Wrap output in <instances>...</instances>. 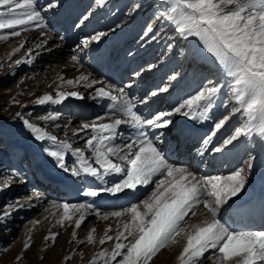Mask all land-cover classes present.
I'll return each instance as SVG.
<instances>
[{"label":"snow or ice","instance_id":"6c2138e0","mask_svg":"<svg viewBox=\"0 0 264 264\" xmlns=\"http://www.w3.org/2000/svg\"><path fill=\"white\" fill-rule=\"evenodd\" d=\"M110 3L111 0H90L86 14L82 13L73 26L81 28ZM59 6L60 0H48L43 8L39 7L38 0H0V41L8 36L18 37L29 29L40 30L43 37V30L48 27L43 13ZM126 8L124 18L114 26L109 24L108 31L84 37L74 51H85L101 44L109 33L116 35L132 24H139L142 45L147 43L150 47L166 40L169 61L182 57L192 70L196 87L172 102L166 101L165 97L172 96L188 75L175 68L170 73L164 72L160 82L139 97L129 94L134 79L122 87L97 79L91 72L66 80L67 85H82L91 91H57L55 97L44 94L34 101L35 105H59L69 97L96 104L107 102L100 115L81 121L79 127L71 123L63 125L65 135L72 133V140H61L47 130L49 122L61 119V112L39 116L43 127L26 118L24 113L16 112L15 120L27 135L40 145L50 142L42 147V152L58 169L73 180L90 178L92 181L82 191L84 202H50L52 207L62 209L57 223L63 227L64 221L71 222L79 214L74 223L80 229L87 214L95 210L89 198H97L102 193L135 197L138 190L152 185L144 199L136 198L129 201L128 207L103 213V219L130 218L124 222L123 230L117 231L111 251L102 248L99 252L100 258H106L105 264L113 261L151 264L169 242L177 243V237L181 236L186 242L177 257L180 264H205V261L264 264V230H237L221 214L222 210L230 212L241 194L247 192L256 169H264V0H154L151 4L145 0H128ZM149 9H153L152 16L140 24L136 18ZM166 28H171L175 37L165 36ZM4 30L7 35L3 34ZM181 40L186 43L181 45ZM26 43H21L14 52H21ZM36 48L51 51L46 38ZM27 56L24 60L16 59L15 66L32 63V49L27 50ZM161 56L156 57L158 63L146 61V67L142 65L141 70L132 73L133 78L162 72L167 65ZM71 59L75 61L77 56ZM205 70L208 75H204ZM165 103L167 107L162 106ZM141 107L149 109L148 115L143 114ZM174 116L185 118L184 122L173 120ZM197 124L201 127L208 124V131L188 151L194 148L201 158L210 155L214 160L225 161L239 155L241 159L229 174H200L191 162L195 156L184 164L171 161L169 153L186 143L193 131H199ZM55 127L59 129L61 125L55 123ZM169 133H174L171 139ZM9 135L0 128V145ZM81 140L84 147H74ZM69 156L75 158L71 165L67 163ZM111 177L119 179L109 182ZM20 181L27 182L18 169L0 168V193ZM96 181L102 183L97 185ZM40 198L38 193H29L6 201L0 207V225H6L15 212L31 207L33 199ZM22 200L25 202L21 203ZM257 205L264 211V195ZM201 206L207 211V217L189 225L186 217L196 216ZM96 214L101 215L98 210ZM110 230L109 227L100 239L101 245L113 240L108 235ZM58 236L59 233L50 231L44 239L54 245ZM92 240L90 234L88 242ZM30 247L26 241L24 250Z\"/></svg>","mask_w":264,"mask_h":264},{"label":"rangeland","instance_id":"374dc122","mask_svg":"<svg viewBox=\"0 0 264 264\" xmlns=\"http://www.w3.org/2000/svg\"><path fill=\"white\" fill-rule=\"evenodd\" d=\"M127 2L128 0H111L107 9L102 10L94 19L85 21L81 28H76L73 25L82 13L86 14L90 0H60L61 6L43 13L46 23H48V27L43 30V37L40 30L29 29L22 31L18 37L8 36L6 40L0 41V128L10 133L9 136L4 138L3 144L0 145V160L3 161L0 168L18 169L27 181L26 183L23 181L13 183L10 189L0 193V207L8 200L15 197H26L29 193H38L41 197L40 199H33L31 207L15 212L11 219L6 222V225H0V264H93V261H96V264H105L106 258H100L98 256L99 252L102 248H107L109 252L111 251L116 242L117 231H122L124 222L130 218L128 216H109L108 219H103V213H110L121 210L123 207H128L129 201L136 198L144 199L145 194L150 192L153 187L150 185L147 189L141 188L135 197L118 204H115V202L114 204L111 203L110 201L115 199L113 198L115 196L106 193H102L97 198H89L91 202H94L95 210L87 214V218L81 228L76 229L74 223L79 214L71 222L64 221V226L61 227L57 220L62 214V209L52 207L50 202H84L85 197L82 191L92 184V181L90 178L83 181L72 180L66 173L58 169L55 162L42 152V147L48 146L50 142H45L44 145L38 144L21 129L19 121H16L14 117L16 112H22L26 118L35 121L43 127L45 125L38 120V117L59 111L62 113L61 119L56 122H49L46 126L47 130L57 135L61 140H72V133L68 132L65 135L63 125L71 123L73 127H79L81 121L91 120L92 117L100 115L104 111V104L107 102L96 104L90 100H77V106L83 107L84 111L81 112V109H79L80 114H74L73 109H71L74 105V98L71 97L59 105L46 104L38 106L35 105L34 101L44 94H52L55 97L57 91H78L84 93L91 91V89L83 88L82 85H67L64 82L70 79L75 80L81 74H87L88 72H91L97 79H106L121 87L134 79V86L129 90V94L134 97L142 96L145 91L153 88L155 84L160 82L164 72L170 73L172 68H175L181 74L187 72L186 79L180 82L172 96L165 97V100L169 102L174 101L178 95H183L191 88L196 87L192 70L187 67V63L183 61L182 57L177 56L175 60L169 61L170 53L165 52L166 40L157 41L150 47L147 43L142 45L141 36L139 35V24H132L127 29L119 31L116 35L109 33L108 37L103 38L102 43L105 44V48L103 49L104 46H102L100 53L99 49H96L100 44H94L85 51H74L76 44L84 37H89L94 32L108 31L107 26L109 24L114 26L115 23L124 18L127 11ZM145 2L151 4L154 0H145ZM47 3L48 0H38L41 8ZM152 14L153 9H149L136 19L142 24ZM3 34L7 35V31L4 30ZM165 36L175 37V33L172 32L171 28H166ZM43 38L47 39V47L51 51L36 48V45L40 44ZM24 41H27L24 49H21L19 53H15L14 49L18 48ZM185 43L183 40L180 41L181 45ZM34 48L35 50H33ZM28 49H32V63H22L19 67H16L14 64L16 59L24 60L28 58ZM161 53H164V55L161 56ZM73 55L77 56V60L73 61L71 59ZM157 56H161V61L167 65L162 72L146 74L142 79L133 78L132 73L141 70L142 65L146 67V61L158 63L156 60ZM178 64H183V66H177ZM208 67L212 66L209 65ZM9 73L13 74L10 75ZM204 75H208L207 70L204 71ZM165 83H167L166 77ZM24 105L28 107L25 108ZM162 106L167 107V103ZM140 110L144 115L149 113L147 108L141 107ZM220 111L222 112L223 109H220ZM29 113H32V116L29 117ZM172 119L179 121L183 117L174 116ZM55 123H59L61 128L57 129ZM196 128L200 130L202 127L197 124ZM207 131L208 127L203 129L201 134L200 131H196V133L200 134V138ZM172 135L173 133H169L168 138L171 139ZM75 146L84 147L83 141L74 143ZM172 146L175 149V141H173ZM187 147L191 148V146ZM193 150L194 148H192L191 152L187 151L185 156L181 154L182 161H179V163H187L193 157ZM16 151L17 154L15 155ZM37 151L39 156L36 158L41 157L43 162H45V166L51 169L50 174L52 177L65 176L69 181L75 182L73 184L74 190L63 189L60 191L52 189L49 191L44 188L41 184V181H43L41 177L43 176L38 174L39 171L34 163L35 159L30 157ZM172 154L173 152L171 151L169 155L172 156ZM230 158H233V160L227 163V160L225 161L221 158L214 160L210 155H204L202 158L198 155L196 167L199 168L200 174L227 175L229 170L241 159L240 156ZM74 159V157L69 156L67 163L71 165ZM201 159L203 162H201ZM213 161L217 164H213ZM191 162L193 163V160ZM260 170V168L256 169L252 175V180L254 175L258 174ZM114 179H119V177H113V179H109V182ZM43 183H46V181ZM95 183L99 185L102 182L96 181ZM73 191H75V194L69 196L68 194ZM241 195H245V193ZM107 198L113 199L107 200ZM24 202V200L21 201V203ZM45 209H48V211L45 212ZM96 210L101 215L98 216ZM141 211H143V208H141ZM202 211L204 212L205 209L203 210L201 206L196 216L186 217L187 223L190 225L200 222L201 218L199 216L208 215L207 211H205V214ZM201 212L202 214H200ZM221 214L225 215V218L232 224L226 212L223 213L222 210ZM32 221H39V223L33 224ZM109 227L111 230L108 231V235H111L113 240L106 241L104 245H101L99 241L104 237ZM50 231L59 233L54 245L50 240L45 241L44 239ZM73 232L76 233L75 238L73 237ZM90 234L93 240L88 242ZM26 241L30 242L31 247L24 250ZM185 242L183 236L177 237V243L169 242L161 250L162 254L159 253L151 264H159L160 256H162L163 260L166 258V263L163 264H180L177 257ZM17 257H20L19 262H17ZM117 259L119 260L120 257ZM111 264H116V262L113 261ZM205 264H209V262L205 261Z\"/></svg>","mask_w":264,"mask_h":264},{"label":"bare ground","instance_id":"6f19581e","mask_svg":"<svg viewBox=\"0 0 264 264\" xmlns=\"http://www.w3.org/2000/svg\"><path fill=\"white\" fill-rule=\"evenodd\" d=\"M102 46H104L103 47V49H104L105 44H103V43H101L99 45V47L96 48V49H99V53H100ZM34 47H35V45H34ZM33 50H35V48ZM74 101H73L74 105L71 107V109H73L74 114H78V113L80 114L79 109H81V112H83L84 109H83V107L80 108L79 106H77L78 105L77 99H74ZM184 119L185 118H183L182 120H179L178 122L183 123ZM206 127H208L207 124H205L199 130L200 134L202 133V130L205 129ZM200 134L196 133V131H193L191 133V137L189 138V140L186 143L182 144L181 146L182 147L183 146H189V147L192 146L194 143H196ZM173 135H174V133H173ZM172 152H173V154L171 157H173V155H176L178 153V150H173ZM192 153H193V156L196 157L193 160L192 165L196 166L197 161H198V155L196 154L195 149L193 150ZM16 154H17V151H16L15 155ZM38 154H39V152L37 151L34 155H31L30 157L32 159H35L34 163L36 164V169H38V171H39L38 174L40 176L41 175L43 176V177H41V179H43V181H41V180L40 181H41V184L44 186V188L49 190V191L52 189H55V190L58 189L60 191L63 189L74 190L73 184L75 182H72L71 180L69 181L65 176H63V177H60V176L52 177V175L50 174L51 169L48 166H45V164H44L45 162H43L41 157L36 158L37 156H39ZM238 156L239 155H235L234 158H236ZM232 160H233V158L229 157L227 159V163L231 162ZM174 161L179 163L180 157H178V160L175 159ZM213 164L216 165L217 163L213 161ZM229 165H231V164H229ZM262 172H264V169H261L258 174L254 175L253 180H251V186L248 187V189H249L248 192L245 193V195H241L240 198L238 200H236V206H240V207L234 206L230 212H226V214L228 215V217L232 221V224H231L232 227L237 229V230H264V211H262L260 206L257 205L258 201L261 199L262 195H264V175H262ZM111 178L113 179V177H111ZM111 178H109V179H111ZM44 181H46V183H43ZM138 191L135 193V196L138 194ZM72 194H75V191L69 193L68 195L71 196ZM113 198H115V199H113ZM113 198H112L113 200L110 198H107V200L110 199V200H112V201H110L111 203L114 204V202H115V204H118V203L125 201L126 199L132 198V196H125L123 193H121V194H119ZM205 211L204 212L202 211V212L205 214L206 213ZM202 212L200 214H202ZM206 217H207V215H205V216L201 215V217L199 216V218H201V221L203 219H205ZM255 220L258 221V223H259L258 225L256 224ZM165 260H166V258H165ZM165 260H163L162 256H160L159 264L166 263Z\"/></svg>","mask_w":264,"mask_h":264}]
</instances>
